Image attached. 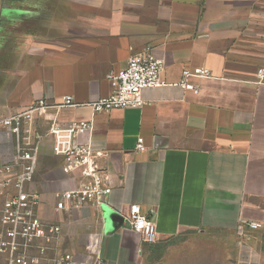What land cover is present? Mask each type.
Masks as SVG:
<instances>
[{"label": "crops", "instance_id": "crops-1", "mask_svg": "<svg viewBox=\"0 0 264 264\" xmlns=\"http://www.w3.org/2000/svg\"><path fill=\"white\" fill-rule=\"evenodd\" d=\"M146 47L162 60L166 85L143 89L140 107L93 113L85 104L113 91L108 74ZM196 67L210 76L188 77L197 93L182 89V71ZM258 68L264 0H0V163L10 150L4 117L38 99L71 96L74 106L52 108L46 117L91 120L90 139L104 152L99 161L111 186L107 204H139L158 239L145 243L115 215L105 223L90 207L54 211V193L79 178L62 171L47 134L51 122L39 117L33 186L39 216L62 227L57 248L82 254L87 235L99 232L104 264H237V239L256 233L241 248L240 264H264ZM244 222L262 226L251 230Z\"/></svg>", "mask_w": 264, "mask_h": 264}, {"label": "built area", "instance_id": "built-area-1", "mask_svg": "<svg viewBox=\"0 0 264 264\" xmlns=\"http://www.w3.org/2000/svg\"><path fill=\"white\" fill-rule=\"evenodd\" d=\"M162 66V60L153 55L150 47L133 53L123 68L108 74L114 87L111 94L85 105L93 113L142 106L143 89L166 85L161 77ZM191 74L208 77L210 70L196 67L182 71L178 85L197 93L199 87L188 79ZM255 80L264 84V68L257 69ZM74 105L71 96H62L57 103L38 99L1 120L10 146L0 163V261L4 264H104L99 255V232L87 235L88 250L82 254L62 250L56 246L62 227L43 220L38 214L40 194L33 183L38 144L43 136L35 126L39 117L51 122L47 134L53 138V153L62 157V171L79 178L75 187L54 193V211L74 214L90 207L106 223L107 209L116 216V221L137 232L143 242L155 243L158 239L155 222L142 212L139 204H128L126 209H114L107 204L111 186L99 161L104 152L96 149L90 139L91 120L58 123L46 117L52 108ZM82 136L86 139L81 140ZM136 148L144 150L141 137ZM244 225L251 230L262 226L261 222H244Z\"/></svg>", "mask_w": 264, "mask_h": 264}, {"label": "rangeland", "instance_id": "rangeland-1", "mask_svg": "<svg viewBox=\"0 0 264 264\" xmlns=\"http://www.w3.org/2000/svg\"><path fill=\"white\" fill-rule=\"evenodd\" d=\"M228 235L233 236V239L236 241L237 237H236L235 234L231 233V234H228ZM256 235H257L256 233H249L248 237H244V239H243L244 241L242 239H240V238L237 239L238 240V259H237V264H240V262L244 261L243 259H245L244 255H246V253H245V251H243L246 248V244L245 243L254 241ZM241 248L243 250H241ZM145 264H150V263H148V261H147Z\"/></svg>", "mask_w": 264, "mask_h": 264}, {"label": "water", "instance_id": "water-1", "mask_svg": "<svg viewBox=\"0 0 264 264\" xmlns=\"http://www.w3.org/2000/svg\"><path fill=\"white\" fill-rule=\"evenodd\" d=\"M106 213H105V217L106 219H110L111 218V214L109 213V211H107V209H105Z\"/></svg>", "mask_w": 264, "mask_h": 264}]
</instances>
